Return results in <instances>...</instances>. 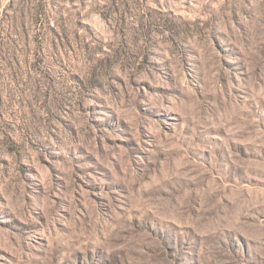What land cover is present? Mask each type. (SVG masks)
I'll list each match as a JSON object with an SVG mask.
<instances>
[{"label":"rangeland","instance_id":"374dc122","mask_svg":"<svg viewBox=\"0 0 264 264\" xmlns=\"http://www.w3.org/2000/svg\"><path fill=\"white\" fill-rule=\"evenodd\" d=\"M0 264H264V0H0Z\"/></svg>","mask_w":264,"mask_h":264}]
</instances>
